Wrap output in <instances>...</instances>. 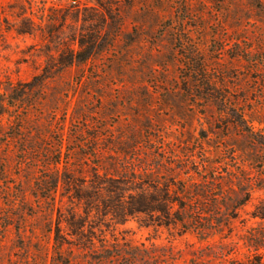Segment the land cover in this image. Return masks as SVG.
Here are the masks:
<instances>
[{
  "label": "rangeland",
  "instance_id": "1",
  "mask_svg": "<svg viewBox=\"0 0 264 264\" xmlns=\"http://www.w3.org/2000/svg\"><path fill=\"white\" fill-rule=\"evenodd\" d=\"M257 261L264 0H0V264Z\"/></svg>",
  "mask_w": 264,
  "mask_h": 264
},
{
  "label": "trees",
  "instance_id": "2",
  "mask_svg": "<svg viewBox=\"0 0 264 264\" xmlns=\"http://www.w3.org/2000/svg\"><path fill=\"white\" fill-rule=\"evenodd\" d=\"M89 55L86 56H81V55H75L72 57L71 62L75 61H79V62H83L85 60H87ZM171 201L170 202V207H166V205H161V206H152V205H147L146 201L144 199H140V200H136V205H134L135 207H133L131 213H135V212H140V213H149L151 211H157L160 212L162 217L168 219V224H175V225H181L182 227H184V224L186 222H190L191 227H184L185 230H189V229H198L201 228L198 224L200 222V218L196 217L195 215H191L189 208L185 207V204L182 202L177 201ZM133 203V202H132ZM240 205H242V203H239ZM175 205H178V208L174 211H171V208H173ZM199 210H204L202 208H200ZM204 212V211H203ZM207 214V212H204ZM185 214H187L185 216ZM188 214H190L191 216L189 218H187ZM258 216V215H255ZM249 264H264V262L262 261H257V262H250Z\"/></svg>",
  "mask_w": 264,
  "mask_h": 264
},
{
  "label": "built area",
  "instance_id": "3",
  "mask_svg": "<svg viewBox=\"0 0 264 264\" xmlns=\"http://www.w3.org/2000/svg\"><path fill=\"white\" fill-rule=\"evenodd\" d=\"M73 2H76L77 0H72Z\"/></svg>",
  "mask_w": 264,
  "mask_h": 264
}]
</instances>
